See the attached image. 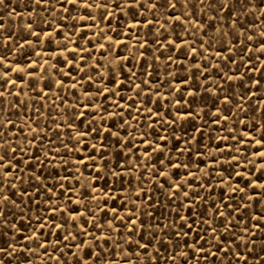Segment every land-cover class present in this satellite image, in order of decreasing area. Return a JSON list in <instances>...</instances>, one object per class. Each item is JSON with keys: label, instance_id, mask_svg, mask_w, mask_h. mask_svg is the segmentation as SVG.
I'll return each instance as SVG.
<instances>
[{"label": "rangeland", "instance_id": "374dc122", "mask_svg": "<svg viewBox=\"0 0 264 264\" xmlns=\"http://www.w3.org/2000/svg\"><path fill=\"white\" fill-rule=\"evenodd\" d=\"M156 2L166 4V0ZM5 3L9 7L0 5L3 25L0 57L6 55L0 64V84L7 83L8 87L0 88L4 93L0 96V129L7 139L0 136V144L4 145L0 153L15 155L13 163H19L23 169L16 187L11 192L5 187V193L15 194L13 198L20 203L18 208L7 202L11 209L9 223L16 220V228L9 229V235H0V247H8L14 253L13 257L2 254L5 264L9 261L10 264H75L77 257H81L80 264H94L93 259L86 262L82 258L85 252L91 251L94 256L98 250L88 243L93 237L84 233L81 220L89 231L95 226L97 234L108 236L111 232L107 241L98 239L96 243L111 246L108 250L100 249L108 256L115 250L116 264H123L125 259L133 264H183L185 260L189 264H257L259 259L264 264V220L256 219L264 216V168L260 167L264 157L254 155L257 149L264 151V146L256 143L264 138V103L260 102L264 98V51H255L264 42V23H260L264 12L236 11L234 16L240 24L233 26L231 17L225 19L227 11L213 19L215 9L211 7L196 5L193 10L195 0H188L187 5L185 0H177V8L169 6L167 10L150 9L147 2L143 8H129L128 0H83V4L75 7L67 5L68 11L63 14L64 5L57 4L54 15L48 5L40 6L47 11H38L34 0H5ZM84 4L89 7L85 8ZM102 4L107 7H100ZM118 4L123 7H117ZM253 7L264 9V0H253ZM173 13L181 19H172ZM85 14L91 19L85 18ZM148 20L155 23L147 24ZM34 32L42 35H33ZM249 34L252 39L247 45L253 50L243 51L241 55L245 49L244 37ZM237 41V47H232ZM250 58L253 63L241 67ZM196 64L200 67H195ZM237 68L240 79L227 82L220 79L229 70L235 76ZM3 72L10 75L5 78ZM125 78L129 79L122 83ZM13 80L17 83H11ZM134 84L145 90L139 97L137 93L141 90ZM221 84L224 88L218 94ZM209 86L211 91L205 92ZM13 90L18 95H13ZM98 92L103 95H96ZM196 92L200 94L195 95ZM252 92L256 95L250 96ZM223 96H230L231 102L225 104ZM133 102L143 107L134 110L129 107ZM237 105H243V109ZM148 108L152 109L150 113ZM117 110L122 114L113 115ZM225 116L229 119L225 120ZM237 116L242 123L236 122ZM89 130L90 135L79 137V132ZM165 136L167 139H160ZM233 136L244 141L239 150L235 147L237 141L231 139ZM249 137L253 138V147H249ZM33 139L35 143H29ZM77 140L79 150L74 151ZM153 145L161 147L151 151ZM12 147L17 148L16 153L8 151ZM185 148L191 151H180ZM146 151L151 154L144 156ZM89 156L94 159L90 160ZM232 156H238L239 160L230 159ZM176 157L181 158V165L189 167H170ZM78 160L83 163H77ZM158 168L166 174L157 173ZM237 172L241 175H236ZM14 176L15 172L8 178L0 175V179L7 185ZM245 185L249 187L241 191ZM178 188L183 190L177 191ZM18 189H25L30 195L22 197ZM144 197L148 198L147 203ZM133 199L140 202L134 204ZM49 200L50 203H45ZM105 202L106 206L98 210ZM149 204L153 206L149 208ZM213 205H218L217 211L230 205L227 212L233 215L227 228L224 216H214ZM54 208L63 211L54 213ZM86 208L97 219L76 216ZM133 208L136 214L131 218L137 223L129 225L120 217L128 218ZM46 211L50 215L45 216ZM189 214L192 220L179 219ZM52 215L59 223L68 221V225L57 228L51 236L47 235L51 225L33 229L37 216L51 220ZM97 220L104 227L97 225ZM113 220L120 227L119 232L110 226ZM141 221L142 229L138 228ZM193 221L196 230L183 236L179 228ZM255 224L261 227H253ZM210 227L219 233L218 239H212ZM127 228L137 229V234L126 231ZM40 231L45 233L40 241L44 246L37 249L35 237ZM253 232L255 236L251 235ZM12 233L17 240L23 239V243L11 246L15 244ZM65 233L69 236L64 243H79L72 239V234H77L85 240L84 249L70 248L55 252L54 256L44 255L45 250L52 253L63 248V244L55 241L57 235L62 237ZM152 234L158 235L159 240ZM29 236L34 239L29 240ZM197 236L200 243H196ZM141 237L143 243L149 244L147 249L136 244ZM253 239L255 244L251 243ZM25 244L31 245L33 251L21 252L19 249ZM201 244L212 251L217 247L229 251L212 256L208 251H196ZM125 249L138 251L140 255H130ZM176 251L180 255L173 259ZM65 252L77 255L69 256ZM185 252L189 255L185 256ZM59 256H63V261L56 259ZM245 256L247 260L243 259ZM102 264L111 261L104 260Z\"/></svg>", "mask_w": 264, "mask_h": 264}, {"label": "snow or ice", "instance_id": "6c2138e0", "mask_svg": "<svg viewBox=\"0 0 264 264\" xmlns=\"http://www.w3.org/2000/svg\"><path fill=\"white\" fill-rule=\"evenodd\" d=\"M144 2H147L148 3V7L150 9H158V8H165V10H167V8L170 6L172 9H175L177 8L178 4H177V0H166V4H160L158 5L156 0H144ZM144 2H142V0H128V7L129 8H133L134 6H138L140 8H143L144 7ZM188 3V0H185V5H187ZM34 4L37 7V10H44V11H47V9H42L40 6L42 5H48L49 8L52 9V14L54 15L55 14V11H56V5L57 4H62L64 5V7H62L61 11H62V14L64 11H68V8L66 7L67 5H72L73 7H75L76 5L78 4H83V0H34ZM225 4L228 5L227 8H225ZM0 5H4V7H9L8 4L5 3V0H0ZM196 5H204L205 8H209L211 7L212 9H215V11L213 12V16L212 18L215 19L217 16L221 15L222 13H224L225 11H227V17H225V19L231 17L233 20H234V25H238L240 24V21L239 19H236V17L234 16V13L236 11H240V12H246V11H260V12H264V9H256L253 7V0H208V3L205 4V0H195V4L193 5V10H195V6ZM85 8L89 7L88 4H84L83 5ZM100 7H107L106 4H102L100 5ZM117 7H123V5L121 4H118ZM184 15H188L187 12L184 13ZM85 18H88V19H91V17H88L87 14H85ZM172 19H175V20H179L181 19L180 16H177L175 15V13H173V15L171 16ZM0 19H2V17H0ZM155 23L154 20H148L147 24H153ZM260 23H264V19L260 20ZM147 24L144 25L145 27H147ZM258 26V25H256ZM3 28V25L0 24V29ZM29 28H31V25H29ZM227 34V33H226ZM33 35H37V36H40L42 35L41 33H36L34 32ZM205 36H207V32L205 33ZM241 36H243V33H241ZM233 40H235V37H232ZM252 39V36L251 34H249L247 37H244V43H245V49L241 51V55L243 53V51H252L253 49L247 45V41ZM166 43H174L172 41H166ZM223 43V41H222ZM239 41H237L236 43H233L231 46L232 47H237ZM209 47L211 48L212 47V44L210 43L209 44ZM65 51H67V49H64ZM75 51V49H74ZM193 51H196V49H193ZM255 51L257 52H262L264 51V42H262L260 44V46L258 48L255 49ZM262 57H256V59H261ZM6 59V55L3 56V57H0V64H3L4 63V60ZM228 61L229 62H232V63H235V61L232 60L231 57H227ZM253 63V60L250 58L247 63L241 65V67H249V65H251ZM102 66V65H101ZM217 67H219V65H216ZM55 67V65H54ZM195 67L199 68L200 65L199 64H196ZM227 66L225 65V68ZM205 70L207 71V67H205ZM253 71H255L256 69H251ZM35 73H29V75H34ZM68 75H71V73H67ZM8 75H10L9 72H3V76L6 78ZM97 75H99V73H97ZM132 75H135V72L133 71L132 72ZM240 75H239V68L236 69V75L233 76L232 73H231V70H229L227 72V75L226 77L225 76H221L220 79L221 80H225V82L227 81H231L233 79H240ZM127 79L129 78H125V81H123L122 83L126 82ZM146 82V81H145ZM11 83L15 84L17 83L16 80H13L11 81ZM61 83H63V81H61ZM255 83L259 84L260 82L259 81H255ZM8 85L7 83H2L0 84V88H7ZM73 87H75V85H73ZM134 87L135 88H138L140 89L141 91L137 93V97L140 96L141 92H144L145 90L141 87L140 84H134ZM224 88V85L221 84L219 85V87L217 88V93H221V89ZM205 92H208V91H211V86L207 87L204 89ZM87 95V92L85 93ZM147 94V93H145ZM156 95H159V93H155ZM190 95H192V93H189ZM200 93L199 92H196L195 95H199ZM4 93L3 92H0V96H3ZM13 95H18L17 93H15V91L13 90ZM96 95H103L102 92H98ZM252 95H256L255 92H252L250 93V96ZM218 99L220 98V96L218 95L217 97ZM246 99V98H245ZM223 102L225 104L227 103H230L231 102V98L230 96H223ZM261 103H264V98H261L260 100ZM117 104L120 105V107H123L122 104H120L119 101H116ZM253 103H256L255 101ZM79 106V105H77ZM130 108H133L134 110H137L139 111L140 108H142L143 106H136L135 105V102H133L132 105H129ZM237 107H240L241 109H243V105H237ZM106 111V109H105ZM148 111L149 113L152 111L151 108H148ZM258 111V109H257ZM113 115H121L122 113L119 112V110H117L116 113H112ZM142 114V113H141ZM179 114V112H178ZM157 115H159V113H157ZM189 115H192L191 113H189ZM148 119H151V116L147 117ZM93 119H95V117H93ZM225 120H228L229 117L228 116H225L224 117ZM217 124L219 123V119H217L215 121ZM236 122H239V123H242L243 121L241 120V118L239 116H237V121ZM9 123H11V121H9ZM170 123H175L174 121H171ZM69 127L71 128L72 125L69 124ZM257 131H260L259 128L256 129ZM106 131H111L110 129H106ZM91 134V130H89V132H79L78 135L79 137H84V136H88ZM115 135H119V133H115ZM0 136H3L5 137V139H7V136L6 134L4 133V131L2 129H0ZM69 138H71V134L69 133ZM160 139L164 140V139H167V136L165 137H161ZM222 139H229V137L227 136H222ZM231 139L233 140H236L237 141V144L235 145V147L237 148V150H239V145L244 143L243 140H238L237 137L233 136L231 137ZM253 138L252 137H249V147H253V145L251 144V140ZM143 140H144V137H141V143H143ZM9 144L12 143V141H8ZM29 143H35V139H33L32 141H30ZM185 143H189V141H185ZM257 144H260L261 146H264V138L262 139H259L256 141ZM4 145L3 144H0V148H3ZM41 147H43V144H41ZM93 148L96 147L95 144L92 145ZM157 147H161L160 145H153L152 147V150L151 151H154L155 148ZM164 147H166V145H164ZM178 147V146H177ZM73 150L74 151H78L79 150V140H77V143L73 146ZM10 153H16L17 152V148L16 147H12L8 150ZM151 151H146L143 155L144 156H147V155H150L151 154ZM180 151L184 152V151H191V149H188V148H185V149H180ZM217 151H220V149L218 148ZM133 155H137V153H133ZM254 155H258V156H261V157H264V151H260V149H257L256 152L254 153ZM57 157H52V159H56ZM245 159H247V156L245 155L244 157ZM62 159V157H61ZM89 159H94V156H89ZM129 159H132V157L130 156ZM181 158L180 157H176L174 158V160L170 163V167L172 168H176V169H179L181 167H189V165H181L179 163V160ZM189 159H191V157H189ZM219 159V157L217 158V160ZM230 159L232 160H239V157L238 156H232L230 157ZM16 160V156L15 155H11L9 156L8 154L6 153H0V170H4L2 172H0V175H2L4 178H8V177H12L13 176V172H15V176L8 181L7 185L5 184V181L4 179H0V235H9V229H15L16 228V220H12L11 223H9V219H10V214H11V209L9 207V204L7 203L8 201H11V204L12 205H15L16 207H20V203H18L14 198L13 196L15 194H13V196H10L8 195L7 193H5V187L8 188V191L11 192V189L12 188H15L16 187V184H17V178H20L22 179V177H20V172L23 171V169L20 167V164L19 163H13V161ZM37 160H39V157L37 156ZM5 161H7V163H5ZM77 163H83V160H78ZM137 164L140 163L139 160L136 161ZM105 167H107V165H105ZM197 167H199V165H197ZM233 167H238V165H233ZM260 167L261 168H264V162H262L260 164ZM126 171L128 170L127 168L125 169ZM77 171H79V169H77ZM113 171H116V169H113ZM157 173H159L160 175H165L166 173H164L163 169L162 168H158L157 169ZM120 173L119 171H117V176H119ZM236 175H241L239 172L236 173ZM157 179H159V175H157L156 177ZM177 183H179L177 181ZM206 183V182H205ZM203 186V185H202ZM209 189H211V185H207ZM239 182H237L236 184V187H239ZM61 187H63V185H61ZM160 187H163V185L161 184ZM247 187H249V185H245L244 188H241V191H244ZM262 187H264V185H262ZM51 190V189H50ZM183 188H178L177 191H182ZM66 191L68 192H71V189H66ZM96 191H98V189H96ZM143 191V189H142ZM168 191H172L171 188L168 189ZM18 192L19 194L22 196V197H28L30 195V193L25 190V189H18ZM138 197H139V193L136 194ZM184 195L187 197L189 194L188 192L185 190L184 191ZM175 197H172V199H174ZM251 198V197H249ZM69 200L72 199L71 196L68 197ZM144 199V202L147 203V200L148 198L147 197H144L142 198ZM140 200L138 199H133V203L136 204V203H139ZM207 199H205V203H207ZM29 203L31 204L32 201L29 200ZM45 203H50V200L49 201H45ZM79 203V201L77 202ZM106 206V202H105V205H102L100 209L98 210H102L103 207ZM153 205L152 204H149L148 207L151 208ZM230 205H226L224 209L220 210V211H217L216 209L218 208V205H213V214L215 217H221V216H224L225 217V226L227 228L228 224L230 223V218L231 216L233 215L232 213H228L227 212V208L229 207ZM247 207V205H246ZM112 211H116L115 208L111 209ZM54 213H60L61 211H63V209H60V208H54L52 210ZM90 209H85L84 211L82 212H78L76 213V216H79V217H87L88 219H97L96 216L94 215H90ZM136 214V209L133 208V209H130L129 211V216L128 218H124V217H120V219H124V222L126 224H129V225H136V220L135 219H132L131 217L134 216ZM149 215L151 213H148ZM50 215L49 212H45V216H48ZM71 215V213H70ZM107 215V213L105 214ZM18 219H23L24 217H21V216H18L17 217ZM63 219V218H62ZM179 219H184V220H192V216L189 214V215H186V216H179ZM257 220H264V216H259V217H256ZM29 222L32 223L31 219H29ZM178 222V221H177ZM79 224H80V227L83 228V231L86 235H89V236H92L93 237V240L88 242V243H91L93 245V247L95 249H97L98 251L95 252V255L93 256V253L91 251H88V252H85L84 253V256L82 257L86 262L89 260V259H93L94 260V264H102V261L104 260H110L111 261V264H116V260H115V257H116V252L115 250H112L111 251V256H108L106 255V252L103 251V250H100V249H105V250H108L110 249V245H108L107 243L101 245L99 243H96V240L98 239H102L104 241H107L110 237H111V232H109L108 236H104L102 233L101 234H97L96 231H95V226H93V229L92 231H89L88 229V226L87 224L85 223V221L81 220L79 221ZM49 225H51V230L47 233L48 236H51L53 232H56L57 228H65L67 225H68V221H64V223H59L56 219H55V215H52V218L51 220H46L44 217H41V216H37L36 217V220H35V223L33 224V229L36 230V229H44L45 227H48ZM97 225H99V221L97 220ZM100 227H104L103 225H99ZM110 226L112 228L115 229V231L119 232L120 231V227L117 226L115 224V220L111 221L110 222ZM21 228H23V225H20ZM253 227L259 229L261 227V225L259 224H255L253 225ZM138 228L142 229L143 228V222L141 221V224L138 226ZM187 229V230H186ZM193 230H196L195 229V222L193 221V223H187L185 225H182L180 228H179V232L183 235V236H189L192 234V231ZM126 231L128 232H131L133 234H137V229H133V228H127ZM209 232H212V239L213 240H216L219 238V233H217L214 228H209L208 229ZM231 234V233H230ZM153 237L157 240H159V236L156 235V234H152ZM165 235H167V233H165ZM252 236H255L256 233L253 232L251 233ZM45 236V233L43 231H40L39 233V236L38 237H35L36 239V248L39 249L40 247H43L44 245L40 242L42 240V238ZM68 236L69 234L68 233H65L62 237L57 235L56 236V243L57 244H63V248H57V249H54L52 253H48L47 250H45V253L44 255H55V252H59V251H64L65 249H70V248H76V249H81L83 250L84 249V246H85V240H82L81 237L77 234H72V239L73 240H77L79 241V243L77 244H73L71 243L70 241L68 243H64L65 241L68 240ZM242 240L244 239L243 236L240 237ZM12 241L15 242V244H12L11 246H15V245H18V244H21L23 243V239H20V240H17L16 239V236H15V233H12V237H11ZM29 240H32L34 239L33 236H29L28 237ZM119 239V238H117ZM143 240V237H141V239L137 240L136 241V244L139 246V247H142V248H145L147 249L149 247V244L148 243H143L142 242ZM196 243H200V237L197 236L196 238ZM252 244H255L256 243V240L253 239L251 241ZM120 245L117 244V247H119ZM21 252H24V251H33V248L31 245H27L25 244L24 248H21L19 249ZM125 251H128L130 253V255H136V256H139L140 253L138 251H135L133 252L131 249H125ZM196 251H199V252H204V251H208L210 253V255L212 256H216L218 252H228L229 249H225V248H219L217 247L216 251H212L211 248H208L206 249L203 244L200 245V247L198 249H196ZM3 253H8V256L9 257H13L14 256V253L12 252H9L8 250V247H0V264H5V258L4 256L2 255ZM65 255H69V256H76V252H65ZM145 255H149L148 253H145ZM180 255L179 251H176L175 255H173V259H175L176 256ZM185 256H188L189 253L185 252L184 253ZM193 258H196L194 255H193ZM204 259H207V257H203ZM227 258V257H225ZM56 259H59L61 261H63V256H59V257H56ZM80 259L81 257H77V260L75 262V264H80ZM243 259L247 260L248 257H243ZM9 264H10V261H9ZM123 264H133V262L131 260H127L125 259ZM183 264H189V262L187 260H185L183 262ZM257 264H260V261L258 259L257 261Z\"/></svg>", "mask_w": 264, "mask_h": 264}, {"label": "bare ground", "instance_id": "6f19581e", "mask_svg": "<svg viewBox=\"0 0 264 264\" xmlns=\"http://www.w3.org/2000/svg\"><path fill=\"white\" fill-rule=\"evenodd\" d=\"M95 192H96V191H95ZM95 194H96V193H95ZM95 194H94V195H95ZM96 195H97V194H96ZM93 199H94V198H93ZM93 199H92V200H93Z\"/></svg>", "mask_w": 264, "mask_h": 264}]
</instances>
